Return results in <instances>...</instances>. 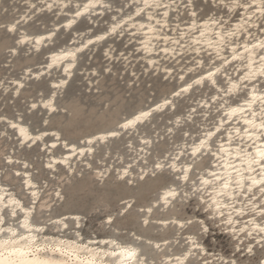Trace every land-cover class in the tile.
<instances>
[{
    "label": "bare ground",
    "instance_id": "obj_1",
    "mask_svg": "<svg viewBox=\"0 0 264 264\" xmlns=\"http://www.w3.org/2000/svg\"><path fill=\"white\" fill-rule=\"evenodd\" d=\"M2 0H0L1 2ZM26 3L25 10L13 20L6 21L4 26L7 27L16 25V32H8L15 34V42L12 47L9 48L12 56L18 53L20 48L25 47L27 52H33L35 54L43 52L45 47L54 43V39L59 30L63 29L66 32H72L71 37L66 43H63L57 47L46 49V53L42 62L27 64L21 70L19 76L5 75L0 78V89L2 94L11 92L12 99L17 97L23 88L26 86L30 79H40L43 76L49 77L50 91L48 94H44L42 91L34 98L30 97L28 101V110H34L31 105L37 104L41 110L45 112L43 118L42 129L35 127L31 121H25L22 114L16 113L15 116H11L6 112L0 110V196L4 197V202L7 204L10 200H18L22 207H15L9 204V207L4 209V216L6 223L0 225V228L5 229L4 235L7 236V228L13 227L18 231H24L19 228V222L24 219L25 212L32 211L31 219L34 227H42L44 231L42 233H33L40 238L47 237L49 240H72L79 241L81 244L89 245L90 247H99L107 250L110 245H104L98 243L104 240L115 239L123 247H133L137 249L139 256L138 260L143 264H179L183 261V264H264V240L261 236L264 234L253 233L252 236H248L246 232L241 233L239 229L246 226V221L256 219L259 222V217L249 212L244 216H237L233 213V218L236 223L233 226H229L218 215L213 218V215L206 209L205 205L197 198L196 195L191 194V183L195 181L197 184L199 181L196 179L197 175H203L205 178L209 172L222 171L221 168L216 167L220 163L216 157L205 155L201 157L197 155L193 157L191 155L192 146L194 143H198L199 140L205 139V134L211 130L215 131V124L219 123V119L223 116L224 110L229 107H239L244 105L246 99L251 95L252 84H255L258 91H264V79H257L248 84V87L241 86V90L238 93L227 95L225 90L229 87L228 81L239 83L240 77H242L247 68L245 62L242 60L231 61L230 47L226 48L223 55L227 56L231 61L224 65V70L218 73L216 76L217 85L213 86L211 82L205 80L203 84L196 85L193 83L195 79H199L201 75L206 76L209 68L213 67V61L215 65H220L222 61L215 55L214 48H210L208 40H215L213 33L220 31L222 28H230L241 22L242 18H246L244 9H237L234 12H229L227 8L220 3V0H160L161 6L159 8L145 7L143 0H126L120 5L115 6L112 0H93V6L87 11L84 10L85 6L90 0H24ZM201 2L209 4L211 10L207 13H201L202 6L197 7V3ZM229 0H225L228 3ZM246 3H250L251 0H244ZM152 3V0H149ZM51 4V9L48 5ZM35 5V7H32ZM79 5V8L77 7ZM168 5V7H164ZM113 8L116 12L110 18L107 26L98 32H92L91 29L86 30H74L77 23L82 19H87L89 23L97 24L93 20V17H103L105 11ZM138 8H143V11L137 15ZM54 11L55 19L51 23L50 27L42 29L40 31H32L28 28H24L25 24L30 18L41 11ZM255 9L249 8L248 14H251ZM77 11L82 14L77 16ZM168 12V16L164 17L163 13ZM153 15V20H148V14ZM194 14V15H193ZM259 13L253 17V21L259 25L261 23ZM62 18V19H61ZM99 20V19H98ZM156 20H161L167 23V27H161L156 25ZM215 20L217 23L212 24L211 21ZM19 21V23H17ZM227 21V24H224ZM127 22V23H125ZM195 23L196 28L193 29L192 25ZM71 24L69 27L68 25ZM145 25L143 29L139 25ZM158 29L155 33H149L147 31V25ZM120 25L121 27H116ZM135 25V27H133ZM207 25V29L205 26ZM116 27V31L112 29ZM206 30V37H201L200 32ZM247 33H251L253 38H259L264 35V30L258 27H251L250 25L245 30ZM242 31L238 38L232 37L233 45L239 43L241 46L238 48L239 52H243V43L248 41V37ZM147 33V35H145ZM183 33V38H181ZM123 37L126 36V43H133L131 50L125 51L124 49L117 50L116 47L109 43L103 49V55L107 60L112 61L116 58L122 59L125 64V69L129 70V73L133 80L137 79L141 71L149 73H161L164 78L176 79V87L168 89L155 101H148L144 106L138 105L132 112L124 114L122 118H110L106 123L80 131L75 134H65L62 129L58 127L45 128L44 126L49 122V117L53 115L58 109L62 108L58 102L60 94L67 87L68 83L72 80L77 71L85 73V76L95 77L94 80H89V86L96 84L98 67L86 68L80 67L83 53L87 51H96L98 46L103 43L109 37ZM168 37L167 41L162 37ZM40 37H44L40 45L35 44V40ZM104 37V39H99ZM153 37H161V39H155ZM152 38V39H150ZM25 40L24 43H19L20 40ZM150 39V44L155 45V48L148 52L145 50V40ZM194 40H199L200 43H194ZM91 41V43H89ZM172 41H179V43H172ZM168 48V52L162 51L163 48ZM48 50V51H47ZM79 50V51H78ZM66 53H74L75 60H72L71 56L60 61L58 64L49 68L47 65L52 62V57L60 56ZM246 55V54H245ZM259 60V57H256ZM154 61V63H150ZM197 61L203 63V67L197 64ZM137 62H141V69L136 70L135 65ZM74 64V66H71ZM68 68V72L64 71ZM111 66L108 64L105 70H110ZM191 69V71H189ZM167 70V71H166ZM184 79L181 80L180 77ZM100 78V77H99ZM22 83L23 88L19 89L17 94L18 84ZM248 83V82H245ZM187 84H193V87L188 92H182L179 96L174 93L180 91L181 86H187ZM58 85V87H57ZM196 87L202 89L206 88V94L200 95L194 103H192L189 109L185 113L175 114L171 120L168 121L165 134L174 133V131L180 126L185 119L192 121L196 114H201V128L197 132L185 130L182 140L175 141L161 157H153V162H148V156L153 148V143L157 139L159 131L155 132V135H149L146 131L140 132V127L150 122L155 115L165 110L174 111L177 107V99L189 95ZM217 89H220L218 92ZM209 92V93H208ZM213 97H218L213 99ZM51 101L52 106L56 109L52 111L50 108L46 109L44 104ZM168 101V103H165ZM226 101V103H225ZM215 106V107H214ZM37 107V108H38ZM35 108V109H37ZM214 108L216 114L211 113V109ZM1 109V108H0ZM141 112H150V115L137 122L134 126H131L127 130L119 127L120 124L126 123L128 120L134 119L135 116ZM245 115H249L247 112ZM210 115H214L213 119L207 120ZM238 117L232 119V124L225 123L221 129V133H217L213 137L214 149L218 147L220 142L225 143L227 146L228 131H231L233 127H238L243 132L246 127L242 122L237 123ZM11 121L16 123L19 127H25L29 133L33 136L42 135L47 132V136H43L40 141L35 144L30 142L21 143L22 138L19 135V130L12 129L7 123ZM183 124V123H182ZM47 126V125H46ZM200 127V125H198ZM227 129L228 131H225ZM109 130H116L120 135L126 133L128 137L131 134H135L136 139H129L126 142L129 157L125 161V155L118 149H114V154L111 159L106 162V158L110 156L112 146L109 144L105 149L104 156L97 159L95 166H92V160L95 152L98 151V146L108 143L112 136H107ZM56 133L60 139L57 140L56 136L52 134ZM77 136L74 140L70 137ZM120 135L116 136L119 137ZM107 136L104 140H97V137ZM233 136L235 133L233 132ZM161 138V137H160ZM6 140V142H4ZM88 140H93L91 145L87 144ZM136 140V141H135ZM13 141L15 144H10ZM147 141L148 143H145ZM4 144H3V143ZM12 142V143H13ZM239 139L234 140L231 147L239 143ZM56 144V148H52V144ZM67 143L69 148H65L64 144ZM76 146L77 150L82 148H92L91 153L85 154V156L72 155L70 148ZM25 148L29 150L31 148H37L40 153V161L42 169L47 172V176H44L42 172L35 167L34 158L30 157L20 150ZM251 150V149H250ZM183 152L184 155L180 156V159L175 161L178 166L193 165V172L190 173V181L188 184H184L183 181L176 180V173L171 172L175 181H162V186L158 188L157 195L153 200H142L137 206L140 217L139 222L141 230L136 231L135 221L130 219L128 224L115 221L117 216L126 214L136 202V195L129 193L127 196L121 197L118 203L116 212L112 211V207L106 202L105 199H100L98 202L92 204L86 212L83 211L80 203L74 200L72 197L67 198L66 185L71 182L75 177H79L82 174V170L91 169L92 177L99 181L104 182L109 175L113 172L114 179L116 181L125 182L128 188L135 182L143 181L148 176L153 174V165L158 160L171 162L170 157L178 155ZM157 153V152H156ZM7 158V159H6ZM68 159L69 164L60 163V161ZM10 159L13 163H8ZM119 162V164H117ZM27 164V168L24 164ZM52 164L49 168L48 165ZM117 164V165H116ZM91 165V167H89ZM129 165L131 167L129 168ZM128 170V175L124 176V170ZM161 170H155V174ZM163 171V170H162ZM20 172L17 176L16 173ZM101 173L103 175H101ZM143 174V179L141 175ZM256 173H253L255 175ZM153 176V175H152ZM91 177V178H92ZM28 183H25V182ZM166 182V183H165ZM29 184L33 187H29ZM71 184V183H70ZM152 186V185H150ZM155 186V184L153 185ZM179 186V187H178ZM81 187H86V183H82ZM169 188H177L180 195L173 198H169L168 203H165L162 199L163 193ZM185 191L189 195L185 196ZM32 192H36L37 196L34 198ZM256 196L259 197L258 189H254ZM56 193L60 195L57 196ZM196 197V206L201 210L202 216L186 217L178 216L174 210V202L177 199L188 202V200ZM243 197H238L236 203L237 209L241 207ZM256 205L257 209L264 208V201L257 198L252 202ZM131 207L128 208L127 205ZM3 205H0L2 208ZM159 207L160 211L166 213L155 214V209ZM16 212V217L12 218L10 212L13 210ZM149 209L151 211L149 212ZM169 210V211H168ZM99 211L104 215L102 221L96 225L87 224V217L92 212ZM93 214V213H92ZM130 214V213H129ZM74 217H78V221L74 220ZM95 217V216H94ZM67 218V219H65ZM63 221L68 224V228L58 226L53 221ZM111 220V222H109ZM147 221V223H145ZM196 222L197 229L189 231L187 227L190 223ZM151 223L159 225L161 231L160 238H155L154 233H151L149 228ZM78 225V226H77ZM133 226V228H131ZM174 227V233L169 236L168 227ZM121 227L130 228L128 234H124ZM210 228L216 229L219 233L227 236L231 243L230 254H225L221 249H214L209 246L203 237L207 235ZM235 228V233L233 232ZM155 231V230H154ZM79 233V235H77ZM202 236V237H201ZM191 238V239H190ZM195 241V243H193ZM259 241V242H258ZM159 245V247H157ZM249 248L252 249L249 252ZM179 258V260L177 259ZM245 259V260H242Z\"/></svg>",
    "mask_w": 264,
    "mask_h": 264
},
{
    "label": "snow or ice",
    "instance_id": "obj_2",
    "mask_svg": "<svg viewBox=\"0 0 264 264\" xmlns=\"http://www.w3.org/2000/svg\"><path fill=\"white\" fill-rule=\"evenodd\" d=\"M144 6L149 8H159L161 6L160 0H152V3H149V0H143ZM220 3L223 4L229 12H234L237 9H244L246 18H242L241 22L230 27L222 28L220 31H215L213 35L215 40H208V45L210 48H214L215 55L218 59L222 61L220 65H215L213 61V67L209 68L207 75H201L199 79L193 81L196 85H201L205 80L211 82L213 86L217 85L216 76L218 73H221L224 70V65L230 63L231 61L242 60L245 62L247 68L246 73L240 77V82L228 81L229 87L225 90L227 95H232L238 93L241 90V86L248 87V84H252L253 81L257 79H264V35L259 38H253L251 33H247L245 30L250 25L251 27H258L264 30V0H251L250 3L244 2V0H229L228 3H225V0H220ZM93 6V0L85 6L84 10L87 11ZM35 7V5H32ZM52 5L49 4L48 8L51 9ZM79 8V5L77 6ZM168 7V5H164ZM254 8L255 10L248 14V9ZM143 11V8H138L137 15ZM256 13H259V19L261 23L257 25L253 21V17L256 16ZM82 13L77 11L76 15L80 16ZM194 15V14H193ZM164 17L168 16V12L163 13ZM148 20H153V15L148 14ZM19 23V21H17ZM127 23V22H125ZM156 25L161 27H167V23L162 22L161 20H156ZM212 24H216L215 20L211 21ZM224 24H227V21H224ZM69 27L71 24L68 25ZM116 27H121L117 25ZM116 27L112 29L113 32L116 31ZM135 27V25H133ZM141 29L145 25H139ZM192 28L195 29L196 25L193 23ZM207 29V25L205 26ZM16 25L7 27L8 32H16ZM147 31L149 33H155L158 29L151 24L147 25ZM242 31H245L248 40L245 41L242 45L243 52H239L238 48L241 46L239 43L233 45L230 38H238ZM147 35V33H145ZM183 33H181V38H183ZM201 37H206V30L200 32ZM155 39H161V37H153ZM45 39L40 37L35 40V44L38 46ZM99 39H104V37H99ZM152 39V38H150ZM150 39L145 40V50L151 52L155 45L150 44ZM167 41L168 37H162ZM25 40H20L19 43H24ZM194 43H200L199 40H194ZM91 43V41H89ZM172 43H179V41H172ZM230 47L231 50V61L227 56L222 53L226 48ZM79 51V50H78ZM162 51L165 53L168 52V48H163ZM246 54V55H245ZM68 56L72 57V60H75L74 53H66L60 56H53L52 62L47 66L52 68L54 65L58 64L60 61L66 59ZM259 57V60H256V57ZM154 63V61H150ZM197 64L203 67L201 61H197ZM71 66H74L72 64ZM64 71L67 73L68 68L66 67ZM167 71V70H166ZM191 71V69H189ZM181 80L184 79L183 76L180 77ZM248 82V83H245ZM22 83L18 84L17 94H19V89L23 88ZM58 87V85H57ZM193 87V84H187V86H181L180 91L175 92L176 96H179L182 92H188ZM219 92L220 89H217ZM218 97H213L217 99ZM168 103V101H165ZM226 103V101H225ZM33 109L37 108L38 105L33 103L31 105ZM46 109H51L55 111L56 109L52 106V102L49 101L44 104ZM247 112L249 115H245ZM150 115V112H141L139 115L135 116L134 119L128 120L126 123L119 125L120 128L127 130L131 126H134L137 122L141 121L143 118H146ZM238 117L237 123L242 122L246 127H244L243 132L238 127H233L231 131H228L227 135V146L225 143L220 142L218 147L214 149L213 147V137L217 133H221V129L225 123L231 125L232 119ZM12 129L19 130V135L22 138L21 143L30 142L35 144L42 139L43 136H47L48 133L44 132L42 135L33 136L29 133L28 129L25 127H19L16 123L11 121L7 122ZM215 131L209 130L205 134V139L199 140L198 143H194L192 146L191 155L196 157L200 155L201 157L205 155H211L216 157L220 163L216 167L221 168L222 171H213L209 172L208 176L210 178H205L203 175H197L196 179L199 181L197 184L195 181L191 183V194L197 196V198L205 205L206 209L210 211L215 218L217 215L223 219L225 223L229 226H233L236 221L233 218V213L237 216H244L249 212L258 216L259 222L254 218L246 221V226L241 227L239 231L241 233L246 232L248 236L252 234L259 233L264 234V208L257 209L256 205L252 202L257 198L264 201V91H258L255 84H252L251 95L248 99L245 100L244 105L239 107H229L224 110L223 116L219 119V123L214 125ZM233 132L235 136H233ZM53 136H56V139L59 140L60 137L53 133ZM120 133L116 130H109L107 136L116 137ZM107 136L97 137V140H104ZM239 139V143L235 148L231 147L234 140ZM93 140H88L87 144H93ZM145 143H148L145 141ZM52 148H56L57 145L54 143L51 145ZM65 148H69L67 143L64 144ZM251 149V150H250ZM92 148H82L77 150L76 146L70 148L72 155L85 156L86 152L91 153ZM184 153L180 152L178 155L171 156V162H166L163 160H158L153 165V174L155 170H164L166 167L171 170V172L176 173V180L183 181L184 184H188L190 181V173L193 172V165L187 166H178L175 161L180 159V156H183ZM7 159V158H6ZM8 163H13L12 160L8 159ZM60 163L69 164L67 158L60 161ZM27 164H24V167L27 168ZM49 168L52 167V164L48 165ZM91 167V165H89ZM131 165H129V168ZM253 173H256L253 175ZM17 176L20 175V172L16 173ZM101 175H103L101 173ZM124 176L128 175V170L125 169ZM143 179V174L141 175ZM25 183H28L27 181ZM29 187L33 185L29 184ZM179 187V186H178ZM254 189H258L259 197L256 196ZM2 191V189H0ZM185 196L189 195L185 191ZM59 196V193H56ZM180 195V192L177 188H169L163 193L162 199L165 203H168L169 198H175ZM32 196L35 198L37 196L36 192H32ZM243 197V202L241 207L237 209L236 203L238 197ZM9 204L15 207H22L18 200H10L7 204L4 202V197L0 196V205H3L0 208V225L5 224L7 221L4 216V209L9 207ZM128 208L131 207L130 204L127 205ZM34 210V209H33ZM29 210L25 212L24 219L19 222V228L24 231H18L16 228L8 227L7 233L5 236V229L0 228V264H143V262L138 260L139 253L137 249L133 247H123L115 239L104 240L98 243L104 245H110L107 250L101 249L99 247H90L86 244H81L79 241L72 240H49L47 237L40 238L33 233H42L44 228L34 227L33 221L31 219L32 211ZM151 209H149V212ZM12 218L16 217V212L13 210L10 212ZM67 219V218H65ZM74 220L78 221V217H74ZM111 222V220L109 221ZM58 226L63 228H68V224L63 221L57 220L53 221ZM147 223V221H145ZM78 226V225H77ZM235 233V228H233ZM79 235V233H77ZM191 239V238H190ZM261 239L264 240V235L261 236ZM259 242V241H258ZM195 243V241H193ZM159 247V245H157ZM252 249L249 248V252ZM179 260V258H177ZM179 264H183V261H180Z\"/></svg>",
    "mask_w": 264,
    "mask_h": 264
},
{
    "label": "rangeland",
    "instance_id": "obj_3",
    "mask_svg": "<svg viewBox=\"0 0 264 264\" xmlns=\"http://www.w3.org/2000/svg\"><path fill=\"white\" fill-rule=\"evenodd\" d=\"M125 1L126 0H112V3L117 6ZM196 5L197 7L202 6L201 2H198ZM25 7L26 3L24 0H2L0 2V78L9 74L10 76H19L24 66L42 62L46 49L66 43L72 35V32L65 33L63 29H61L58 31L54 43L45 47L43 52L37 54L27 52L26 48L23 47L18 50L16 55L12 56L9 48L13 46L16 35L8 33L4 23L17 17L20 12L25 10ZM211 9L209 4H204L201 13H207ZM115 12L116 9L110 8L105 11L103 17H93L95 23L98 21L97 24L89 23V21L84 18L77 23L74 30L91 29L94 33L103 30ZM54 19V11L43 10L30 18L24 28H28L32 31L46 30L50 27ZM125 38L126 36L120 38L116 36L109 37L98 46L96 51H91V53L87 51L83 53L79 68L98 67V82L90 87L89 80H94L95 77L89 76L87 78L85 73L77 71L58 98V102L62 108L58 109L49 117V122L46 124L47 126H44L45 128L58 127L68 135V133L75 134L93 127H98L105 124L107 119L112 117L120 119L124 114L132 112L138 105L144 106L148 101H155L168 89L176 87V79L164 78L161 73H154L153 71L149 73L141 71L137 79L133 80L129 70L124 68L125 64L122 59L116 60L115 58L112 61L107 60L103 55V49L109 43H112L117 50L124 49L128 51L133 48V43L127 44ZM108 64H110L111 68L106 71L105 67ZM135 69H141V62L136 63ZM49 79L50 78H47V76H43L38 80L30 79L21 93L13 99L11 97V92H7L3 95L0 89L1 112H6L11 116H15L14 114H19L20 112V114L24 116L25 121L30 120L35 127L42 129L45 112L39 107L34 110H28V101L30 97L36 98L41 91L44 94L49 93ZM199 90L200 93L195 95V92ZM206 91L204 87L202 89L199 87L194 88L189 95L182 97V99H180V97L177 99V107L174 111L165 110L158 113L150 122H146L140 127V132L146 131L151 136L155 135L156 131H159L158 137L153 143V148H151V153L147 158L149 163L153 162V157H161L164 152L172 147L175 141L182 140L185 130L188 129L192 132L199 131L202 120V115L200 113L196 114L192 121L185 119L184 122H182L183 124L181 123L174 133L165 134L168 121L171 120L175 114L185 113L200 95L206 94ZM214 111V108H212L211 113L216 114ZM214 117V115H210L207 120L213 119ZM198 125H200V127H198ZM70 138L74 140L77 136L74 135ZM131 138L136 139L135 134H131L130 137H128V134L124 133L119 137H114V139H111L108 143L98 146V151L95 152L92 160V166L96 165L98 158L101 159L104 156L105 149L109 144L112 146L113 150L110 156L106 158V162H108L115 153L114 149L120 150V152L125 155L126 161L129 157L126 142ZM4 142H6V140H4ZM12 142L13 141H10V144H15ZM20 153L30 157L31 160L34 158L35 167H37L44 176H47V172L41 167L40 153L37 148H31L29 150L23 148L20 150ZM117 164H119V162ZM152 175L148 176L143 181L133 183L127 188L125 182L116 181L114 179L113 172L101 183L92 177L91 169H87L82 170V174L79 177L73 178L70 182L71 184L68 183L65 189L67 198L72 197L74 200L78 201L81 204L80 206L83 207L84 212L101 198L105 199L112 207V211L116 212L122 196H127L129 193L135 194L137 199L133 207L126 214L117 216L115 221L128 224V222H131L128 220H136L134 229L140 231L142 229L138 221L140 214L136 206L144 199L148 201L155 199L158 188L164 183L162 181L174 180L176 183L174 176L168 169H164L156 173V175ZM82 183H86V187L80 188ZM154 184L155 186H153ZM196 204V197H192L187 203L186 201L177 199L174 202L173 211L177 212L178 216H197L200 218L202 213L201 210L197 208ZM166 212L167 210L165 212L160 211L159 207L155 209L156 215ZM92 213L87 217V224L96 225L103 220L104 215L101 212L94 211ZM196 222L197 221L190 223L187 230H196ZM158 227L159 225L156 223L150 224L149 230L153 235L154 233L156 234L154 235L155 238H160L161 235V231ZM121 228L122 231L119 233L123 232L127 235L130 228ZM131 228H133V226ZM168 233L169 236H172L174 227L169 226ZM203 238L205 242L209 246L214 247V249H221L225 254H230L231 243L229 239L216 229L210 228L207 235Z\"/></svg>",
    "mask_w": 264,
    "mask_h": 264
},
{
    "label": "water",
    "instance_id": "obj_4",
    "mask_svg": "<svg viewBox=\"0 0 264 264\" xmlns=\"http://www.w3.org/2000/svg\"><path fill=\"white\" fill-rule=\"evenodd\" d=\"M200 93V90L198 92H195V95H198ZM186 98V97H185Z\"/></svg>",
    "mask_w": 264,
    "mask_h": 264
}]
</instances>
